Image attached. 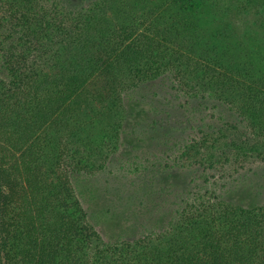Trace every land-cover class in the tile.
Listing matches in <instances>:
<instances>
[{
	"label": "trees",
	"instance_id": "trees-1",
	"mask_svg": "<svg viewBox=\"0 0 264 264\" xmlns=\"http://www.w3.org/2000/svg\"><path fill=\"white\" fill-rule=\"evenodd\" d=\"M199 4L0 0V264H264V203L208 180L264 162L262 36L218 26L264 28V0H217L212 27ZM205 98L244 122L222 151L202 132L168 138L169 116L189 124ZM140 143L159 149L125 160L142 177L105 214L134 217L105 240L93 179Z\"/></svg>",
	"mask_w": 264,
	"mask_h": 264
},
{
	"label": "rangeland",
	"instance_id": "rangeland-1",
	"mask_svg": "<svg viewBox=\"0 0 264 264\" xmlns=\"http://www.w3.org/2000/svg\"><path fill=\"white\" fill-rule=\"evenodd\" d=\"M196 1L200 3L199 9L202 11L200 13L201 16L206 19V25H209L210 27L215 25V14L213 12L211 13V7L217 0ZM255 18L252 15L247 18H244L243 16H236V18L231 22L222 17L219 18L218 26L226 30L228 26H232L238 30V33L241 36L253 29L255 34L262 36L261 42H264V28H257L256 25H250V23H253ZM203 101L207 102V106H200L201 109H196V118H192V122L189 120V124L187 123L185 125V116L177 115V117L173 119L171 117H174V114L169 116L172 125L174 124V132L168 137L169 139L179 140L183 143L186 140H190L191 137H195L196 133L201 134L200 132H202L212 138L205 147L212 150L222 151L224 150L225 142L231 141L232 138L235 137L234 135L241 137L246 135L244 122H242L241 119L234 114L235 106L233 107L231 105H227L215 98H205ZM171 111H173V108ZM139 145L142 147L138 146L132 150L127 148L126 151L116 152L110 158L108 169L93 179L95 186L91 187L92 190L88 193V198L91 201V210H89V212L90 215L99 217L100 224H96V228L105 240L110 238L114 239L118 235L120 229V226L118 225L119 219L128 215L126 212L123 213L121 217L112 219L109 214H105V212H107L106 205L111 204L108 201L115 202V205H123L122 203L125 202L122 200V194H120L121 196L119 201L115 199V195L117 194V191L115 190L116 186L120 183L122 185L124 184L126 189L130 188L131 185L137 184L139 179L142 177L143 172H141L142 169L141 166H139L141 164L138 162L130 166L128 163L125 164V160H129L139 151H147L149 153L152 150L159 149L157 147H149L145 143H140ZM207 148H203L201 151L207 153V151L209 152ZM238 163L239 164L236 166H227V170L225 172L227 175L225 174L224 178H221V173L209 176V182L212 183L214 180L219 181L220 185L224 186V189L230 188V191H233L234 195L236 197L238 196L237 199H241L244 204L251 205L261 202L264 203V162L246 160L245 162L240 161ZM87 191L88 190H85V193ZM85 199H87L86 195ZM137 199H139V197L134 198V200ZM128 216L134 217V215ZM120 221L122 222V220Z\"/></svg>",
	"mask_w": 264,
	"mask_h": 264
}]
</instances>
